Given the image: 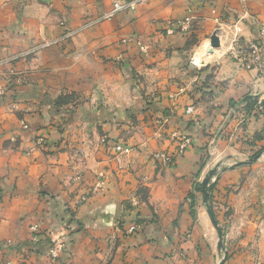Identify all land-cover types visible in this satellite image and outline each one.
<instances>
[{"label":"crops","instance_id":"crops-1","mask_svg":"<svg viewBox=\"0 0 264 264\" xmlns=\"http://www.w3.org/2000/svg\"><path fill=\"white\" fill-rule=\"evenodd\" d=\"M120 1L0 0L4 262L215 264L209 231L193 229L197 204L179 199L206 150L228 153L254 135L264 142V109L249 105L264 100V80L224 55L229 40L256 39L264 0H146L104 18ZM212 34L219 46L210 52ZM182 136L189 143L177 155ZM157 152L171 156L165 169ZM31 223L65 239L56 262L45 242L23 248ZM233 257L224 264L254 263L244 251Z\"/></svg>","mask_w":264,"mask_h":264},{"label":"rangeland","instance_id":"rangeland-1","mask_svg":"<svg viewBox=\"0 0 264 264\" xmlns=\"http://www.w3.org/2000/svg\"><path fill=\"white\" fill-rule=\"evenodd\" d=\"M263 23L264 22H262L260 25ZM258 38L259 32L256 36V39L251 42L246 43L245 40H240L237 38V45H235L233 49H230V44L232 43L231 39L227 42L226 47L224 48V55L234 59V62L238 65L257 64L260 52L258 55L255 54L252 49L248 47V44L257 42ZM209 49L210 52L213 50L210 47ZM210 52H208V54ZM200 56L201 55H199V57ZM200 66L201 65L197 67ZM254 67L259 70L257 66ZM261 79L264 80V78ZM260 105L261 106L258 108V105L255 104L257 114L262 113L264 109V100L261 101ZM186 138L189 139L188 137ZM233 138L235 137L233 136ZM252 139V141L246 142L249 146H245L244 144L239 145L237 143L238 138H236L237 142H232L233 150L228 153L223 151L220 152V154H215L211 150H206L202 155L203 157L200 159L197 173L193 178L194 180L191 179L192 187L190 190L188 189L187 191L183 192L179 199L181 201L183 200V202L192 204L193 207L197 204V216L199 218V223L198 228H195L194 226L193 229H198V231L203 230L205 233L209 231V235L207 234L206 239L207 243L209 244V249L211 247V250H213L212 252L215 254V264H218V262L222 259H224V263H227L230 259L234 258V255H241L243 251L250 255L252 261L254 262L253 264H261L259 262V253L260 249L264 248V171H262V168L260 167H264V161H260V159L261 156H264V142L257 143L259 137H256L255 135L252 136ZM180 144L181 140L178 142L176 147L178 148L176 149L177 155H180L178 152ZM236 144L238 145L235 147ZM229 146L231 148V144H229ZM257 154H260L259 158H257L255 161L248 162ZM239 162L245 163L237 165ZM168 164H163V169L166 168L164 165ZM216 166L217 170L209 183V194L214 217L222 231L223 242L221 249H217V232L209 220L205 205L202 201L201 191V182L203 178L209 170ZM230 166H237L238 168L235 171L236 173L234 177H228L225 175L226 170H228ZM166 177L167 175L165 174L164 178ZM81 178L82 177H80V175L76 174L72 177V180L79 181ZM95 191L96 190H93L91 192ZM137 192L140 193L141 199L149 196L146 187L140 188ZM83 200H85V197H80V201L82 202ZM193 207L192 209L194 210ZM179 210L181 209L179 208ZM34 224H37L36 231H32L31 228ZM204 224H207V227H205ZM135 228L136 227L130 228L129 231H133ZM40 230L39 223H31L28 225L29 237L24 241L25 245L23 248H26L30 253L32 250H35V245H37L39 241L45 242L48 246L49 259L56 262L60 256V253L65 248V239L61 238V236L55 237L57 233L52 234L51 232L48 236L46 233H44L45 230H41L42 232ZM30 242L34 243L31 244L32 247L29 244ZM55 242L60 244V249L58 255L56 257H52L50 254V248H52ZM175 242L176 239L172 242H168V244H171L173 247H175ZM2 244L7 246L6 248L19 247V245H14L12 241L11 243L9 241H4ZM200 246L201 245H198L197 241V245L195 246L196 248L193 251H196L197 249L200 250ZM172 250H175L174 253L176 257L181 255L178 248H172L171 251ZM171 255H173V252ZM0 256H2V259L0 260L1 264H9L8 260L5 262L3 261V252L1 249ZM99 258L100 257L95 256L94 259L90 260V263L100 264L102 261H99ZM104 258L105 256L103 259ZM108 261L109 260H107L106 264H110V261ZM105 262L106 260L104 261V264Z\"/></svg>","mask_w":264,"mask_h":264},{"label":"built area","instance_id":"built-area-1","mask_svg":"<svg viewBox=\"0 0 264 264\" xmlns=\"http://www.w3.org/2000/svg\"><path fill=\"white\" fill-rule=\"evenodd\" d=\"M146 0H124L120 2H114L112 8L105 13L104 18H110L113 17L116 13L125 11V10H133L135 7L140 4L145 2ZM241 3H243L245 0H239ZM238 39L234 38L232 39V43L230 44V49H233L235 45H237ZM249 48L252 49V51L258 55L260 52V56L258 58L257 64L253 65H241V66H257L259 68L258 73L260 78H264V24L261 25L260 30H259V38L257 42L250 43L248 44ZM189 63L195 67L201 65L202 62H200V58L197 56H192L189 59ZM261 101L257 99L256 104L258 105V108L261 106ZM189 111L191 108H188ZM189 143V139H187L185 136L181 137V144L179 145V153L181 154L183 152V149L185 146ZM124 146L122 145H116L115 150L116 152H122L124 150ZM153 158L156 159L157 161H160L161 164H168L171 161V156L166 153V152H157L153 155ZM102 182L99 180L97 182V187H101ZM32 231L37 230V224H34L32 227ZM60 249V244L55 242V244L50 248V254L52 257H56L58 255Z\"/></svg>","mask_w":264,"mask_h":264},{"label":"water","instance_id":"water-1","mask_svg":"<svg viewBox=\"0 0 264 264\" xmlns=\"http://www.w3.org/2000/svg\"><path fill=\"white\" fill-rule=\"evenodd\" d=\"M219 46V39L215 34H212L210 37V42H209V47L211 49L217 48ZM260 154H257L254 158L250 159L248 162H252L255 161ZM245 163V162H241L240 164ZM217 170V166L214 167L213 169L209 170L208 173L205 175V177L203 178L202 182H201V191H202V201L205 205L206 208V212L208 214V217L210 219V222L212 224V226L215 228L216 232H217V248L221 249L222 248V242H223V236H222V231L220 226L218 225V222L216 221L212 208H211V204H210V194H209V183L210 180L212 178V176L214 175V173ZM218 264H224V259L220 260L218 262Z\"/></svg>","mask_w":264,"mask_h":264},{"label":"trees","instance_id":"trees-1","mask_svg":"<svg viewBox=\"0 0 264 264\" xmlns=\"http://www.w3.org/2000/svg\"><path fill=\"white\" fill-rule=\"evenodd\" d=\"M256 102H257V99H255V98H253V97L250 98V103H251V104H249L250 107H251V106H252V107L255 106ZM252 107H251L250 109H252Z\"/></svg>","mask_w":264,"mask_h":264},{"label":"bare ground","instance_id":"bare-ground-1","mask_svg":"<svg viewBox=\"0 0 264 264\" xmlns=\"http://www.w3.org/2000/svg\"><path fill=\"white\" fill-rule=\"evenodd\" d=\"M207 50H209V49H207ZM207 52V51H206ZM204 55V54H203ZM202 59H204V58H202ZM201 61V60H200Z\"/></svg>","mask_w":264,"mask_h":264}]
</instances>
